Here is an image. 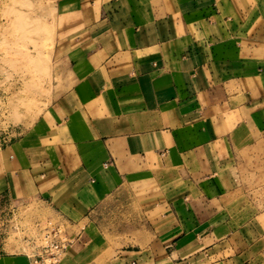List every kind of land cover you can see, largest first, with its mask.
<instances>
[{
	"label": "crops",
	"instance_id": "0c3cea01",
	"mask_svg": "<svg viewBox=\"0 0 264 264\" xmlns=\"http://www.w3.org/2000/svg\"><path fill=\"white\" fill-rule=\"evenodd\" d=\"M56 10L51 99L0 136V210L47 203L80 247L127 219L131 264H264V0Z\"/></svg>",
	"mask_w": 264,
	"mask_h": 264
},
{
	"label": "rangeland",
	"instance_id": "374dc122",
	"mask_svg": "<svg viewBox=\"0 0 264 264\" xmlns=\"http://www.w3.org/2000/svg\"><path fill=\"white\" fill-rule=\"evenodd\" d=\"M57 29L56 0H0V136L30 126L49 103ZM257 182L254 204L259 209L264 207L263 168L258 170ZM0 215L12 219L1 241L6 246L2 251L12 255L27 258L39 235L37 224L47 220L61 224L77 239L60 264H131L125 261L124 251L136 249L135 234L117 232L128 222L124 218L122 225L113 224L92 245L80 247L88 242L86 226L69 221L38 199L9 204Z\"/></svg>",
	"mask_w": 264,
	"mask_h": 264
},
{
	"label": "built area",
	"instance_id": "2783aa9c",
	"mask_svg": "<svg viewBox=\"0 0 264 264\" xmlns=\"http://www.w3.org/2000/svg\"><path fill=\"white\" fill-rule=\"evenodd\" d=\"M2 212V211H1ZM0 215V238L7 233L6 223L11 222ZM38 237L33 243V249L26 253L30 264H60L70 246L77 240L67 234L61 225L47 220L44 225L37 224Z\"/></svg>",
	"mask_w": 264,
	"mask_h": 264
}]
</instances>
